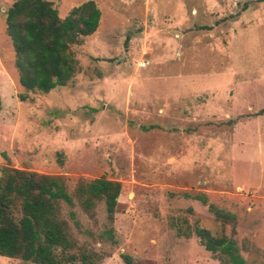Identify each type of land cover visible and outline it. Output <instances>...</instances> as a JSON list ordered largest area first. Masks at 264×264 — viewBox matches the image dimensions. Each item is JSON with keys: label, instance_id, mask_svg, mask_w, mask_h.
<instances>
[{"label": "rangeland", "instance_id": "rangeland-1", "mask_svg": "<svg viewBox=\"0 0 264 264\" xmlns=\"http://www.w3.org/2000/svg\"><path fill=\"white\" fill-rule=\"evenodd\" d=\"M14 1L0 0V168L61 177L70 192L79 180L120 183L114 242L100 237L102 204L95 220L61 205L99 264H220L178 233L195 226L224 230L246 264H264V2L91 0L101 16L72 47L78 70L43 94L19 84L5 24ZM47 1L63 19L89 0Z\"/></svg>", "mask_w": 264, "mask_h": 264}, {"label": "trees", "instance_id": "trees-1", "mask_svg": "<svg viewBox=\"0 0 264 264\" xmlns=\"http://www.w3.org/2000/svg\"><path fill=\"white\" fill-rule=\"evenodd\" d=\"M100 16L91 0L72 8L63 19L47 0H15L6 11L5 24L22 88L48 94L66 86L78 70L72 47L96 32ZM120 193V183L105 178L79 180L70 192L61 177L0 168V257L32 264H99L103 258L74 239L69 221L75 228L80 224L73 211L63 219L61 205L70 209L76 205L95 220L96 209L102 204L110 228L100 237L114 242L113 223ZM194 198L207 206L204 195ZM208 208L222 226L235 227L233 214L209 204ZM223 231L212 235L195 226L193 231L179 229L178 233L186 238L194 235L220 264H246L234 239ZM121 258L131 264L130 257Z\"/></svg>", "mask_w": 264, "mask_h": 264}, {"label": "built area", "instance_id": "built-area-1", "mask_svg": "<svg viewBox=\"0 0 264 264\" xmlns=\"http://www.w3.org/2000/svg\"><path fill=\"white\" fill-rule=\"evenodd\" d=\"M147 64H148V62L143 61L142 63H140V66L144 68V67H146Z\"/></svg>", "mask_w": 264, "mask_h": 264}]
</instances>
